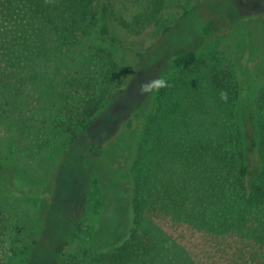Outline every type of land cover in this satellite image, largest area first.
I'll list each match as a JSON object with an SVG mask.
<instances>
[{
  "label": "trees",
  "instance_id": "1",
  "mask_svg": "<svg viewBox=\"0 0 264 264\" xmlns=\"http://www.w3.org/2000/svg\"><path fill=\"white\" fill-rule=\"evenodd\" d=\"M113 1L0 0L2 69L16 71L24 62L30 82H42L46 92L27 117L17 97L12 101L13 96L2 94L11 115L0 114V121L20 131L26 127L32 146H72L122 93V46L110 23L130 26L114 18ZM197 60L194 52L184 50L169 69L183 72ZM211 82L221 100L218 109L236 105L238 123L225 116L212 133L217 124L205 115L207 122H197L198 135L188 127L177 131L170 150L156 146L159 137L144 148L150 144V123L144 126L145 137L124 181L132 212L126 239L108 251L91 253V264H264V85L250 104L244 81L238 82L231 70L215 73ZM188 119L180 126L191 127L193 118ZM36 123L42 128H35ZM185 131L191 136L176 140ZM39 132L42 139L35 135ZM92 151L87 145L85 152ZM14 159L19 162L15 154L0 151V236L9 234L7 251L13 258L26 257L37 242L31 221L18 208L38 199L46 206L52 194L51 183L31 179ZM168 226L199 234L200 243L177 241ZM53 260L64 264L63 246L56 247Z\"/></svg>",
  "mask_w": 264,
  "mask_h": 264
},
{
  "label": "rangeland",
  "instance_id": "2",
  "mask_svg": "<svg viewBox=\"0 0 264 264\" xmlns=\"http://www.w3.org/2000/svg\"><path fill=\"white\" fill-rule=\"evenodd\" d=\"M113 9L114 18L130 26L127 30L120 22L110 23L122 46L118 54L122 93L72 146L41 150L45 147L30 143L26 127L20 131L0 121V151L15 154L19 160L15 162L31 179L45 178L52 185L48 205L38 199L18 208L25 221H31L36 244L26 257H10L9 234L2 232L0 264H52L58 246H63L64 264H91V253L120 245L132 221L130 189L124 181L148 123L150 144L144 148L159 137L156 146L170 150L177 131L188 127L197 134L201 131L197 122H207L205 115L217 124L212 133L225 116L238 123L236 105L218 109L221 100L211 85L215 73L231 70L238 82L243 80L250 104L264 85V0H114ZM184 50L197 55L196 64L171 72L170 61ZM28 76L24 62L7 72L0 64L2 116L11 115L2 94L13 96L12 101L17 97L26 117L45 97L43 83L33 85ZM160 80L166 86L150 92ZM188 118H193L191 127L180 126ZM186 131L176 140L185 142L179 136L190 137ZM35 135L43 138L41 132ZM89 144L93 151L86 153ZM157 156L163 155L159 151ZM0 228L4 231L3 225ZM168 233L186 245L200 243V235L186 228L168 226Z\"/></svg>",
  "mask_w": 264,
  "mask_h": 264
},
{
  "label": "clouds",
  "instance_id": "3",
  "mask_svg": "<svg viewBox=\"0 0 264 264\" xmlns=\"http://www.w3.org/2000/svg\"><path fill=\"white\" fill-rule=\"evenodd\" d=\"M158 88H162L166 86V81L165 80H160L159 82H157L156 85Z\"/></svg>",
  "mask_w": 264,
  "mask_h": 264
}]
</instances>
